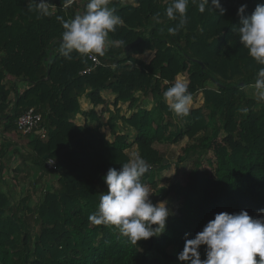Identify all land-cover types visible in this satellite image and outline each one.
<instances>
[{
    "label": "trees",
    "instance_id": "obj_1",
    "mask_svg": "<svg viewBox=\"0 0 264 264\" xmlns=\"http://www.w3.org/2000/svg\"><path fill=\"white\" fill-rule=\"evenodd\" d=\"M48 2L51 15L44 16L30 0H0L2 132L26 140L15 149L11 141H0V264H182L178 255L185 239L194 238L215 214L246 210L258 216L264 209V101L244 89L264 65L240 43L237 10L247 5L250 15L264 0H221L224 15L209 7L201 13L200 0H189L183 26L179 16H166L172 0H109L124 21L109 38L124 44L109 46L97 56L101 66L85 75L81 71L92 67L88 56L73 52L67 59L59 52L64 29L57 17L67 21L83 14L88 0L67 7L64 0ZM147 50L155 53L149 64L135 58ZM177 74L187 76L193 96H203L181 128L164 99ZM15 82L27 87L19 93ZM103 91L115 95L114 105L135 104L137 93L155 104L130 118H109L112 132L120 119L136 131L132 143L126 135L110 141L98 128L75 124L83 95L107 108ZM30 109L41 114L45 139L18 132V118ZM184 139L177 163L190 161L192 167L186 181L175 178L158 197L175 213L162 235L136 245L115 226L90 223L99 195L108 191L103 178L130 160L126 150L137 146L150 165L142 182L157 189L158 175L169 164L154 145ZM14 156L18 164L7 180ZM50 160L55 169L48 168ZM8 186L21 192L30 186L31 194L14 203L12 190L4 191ZM200 255L206 258L204 246Z\"/></svg>",
    "mask_w": 264,
    "mask_h": 264
},
{
    "label": "clouds",
    "instance_id": "obj_2",
    "mask_svg": "<svg viewBox=\"0 0 264 264\" xmlns=\"http://www.w3.org/2000/svg\"><path fill=\"white\" fill-rule=\"evenodd\" d=\"M71 0H64L67 7ZM36 5V10L44 16L51 15L48 0H30L29 5ZM189 0H172L165 12L169 19L180 17V26L186 23ZM203 13L206 7L224 15L221 0H200L197 5ZM247 5L237 10L240 23L237 27L240 43L248 54L260 65H264V4H258L254 11L246 14ZM64 29L59 52L67 59L76 52L82 56L105 55L109 46H121L122 40H111L109 34L124 23L109 0H88L86 11L65 21L57 17ZM177 29L169 28L170 33ZM115 67V66H113ZM255 89L258 100L264 101V67L256 73ZM165 102L178 116H187L193 103L189 85L183 79H177L164 92ZM246 111V109H245ZM150 165L138 154L123 164L120 170L110 168L103 178L107 185L106 194L99 195L98 211L89 216L94 225H112L120 233L137 245L138 241H148L162 235L167 221L175 213L167 201L153 203L152 195L142 177L149 171ZM258 216H251L246 210L238 213L220 212L209 220L202 231L194 238L185 239L183 251L178 255L182 264H264V209ZM187 237V234H186ZM206 248V258L202 259L200 248ZM257 257L259 259H257Z\"/></svg>",
    "mask_w": 264,
    "mask_h": 264
},
{
    "label": "rangeland",
    "instance_id": "obj_3",
    "mask_svg": "<svg viewBox=\"0 0 264 264\" xmlns=\"http://www.w3.org/2000/svg\"><path fill=\"white\" fill-rule=\"evenodd\" d=\"M77 2H78V0H77ZM78 3L80 5V0ZM154 56H155L154 52L147 50L142 55H140L138 58H136L135 56L134 57L136 59L141 60L145 64H149L151 62V60L154 58ZM177 79H183L186 82H188L187 76H185V75L177 74L175 77V81ZM211 87H213V86H211ZM244 91L248 97L253 98V99H257L255 96V89L253 87L249 86V87L245 88ZM105 93H106V95H104V96L108 99L106 101L109 104H111L110 109L112 111L110 112V115L112 117L118 115L120 117L130 118L132 115H134L137 112L138 108L151 110V109H153V107L155 105L151 99H147V98L143 97L140 93L135 94V97L138 99V101L131 106L129 103H122V102H119L117 105H114L115 95L113 96V94H112L111 96H109V93H107V92H105ZM202 104H203V96H202V94H197L196 96H193V103L191 104L190 109H198L202 106ZM117 107H119V108H117ZM259 107H260V105H258L256 107V109H259ZM104 117L108 119V117H110V116L106 113V115ZM188 119H189L188 115L183 116V117L178 116V115H174L173 122L177 125V127L181 128V127H184L185 125H187L189 123ZM105 132H106L105 133L106 137L110 141H113L115 139V137L118 135L119 136L126 135L128 142L132 143L135 139V136H136V131L134 129H132L128 124H126L121 119L118 120L117 128L115 129L114 132H112L109 127H108V129H106ZM187 143H188L187 139H184L182 142L175 144V145H170V144H155L154 145V148L157 149L165 157V161H164L165 164H169L168 169L160 172L158 175V187H157V189L149 187L150 191L152 193V195L150 196V199L152 200V202L154 204L160 202V201H158L159 195L166 191L168 185L172 182V180H174L176 178L177 180H179L182 183L184 181H186L187 174L190 171L192 166L190 164V161H188L187 163H180V164L177 163V158L180 155L181 147H183ZM24 153H26V151H24ZM126 153L129 156V158H131L133 156V154H138L137 146L133 145L130 149L126 150ZM12 159L13 158H11L10 161H12ZM15 160H16V157H15ZM8 161H9V159H8ZM15 163H17V160ZM11 164L13 165V162ZM9 169H11V168L8 167V173L4 174V177H6L7 180H10V177H11L9 174ZM8 188L12 190V193H13L12 196L13 197L10 196V198L12 197L11 201H14V203L16 201H18L20 198L24 197L26 194H28V193L31 194L30 186H28V190L26 192H21V189H15L13 186L6 187V189L4 191H8L9 193H11L10 192L11 190H8ZM33 201H35V199Z\"/></svg>",
    "mask_w": 264,
    "mask_h": 264
},
{
    "label": "crops",
    "instance_id": "obj_4",
    "mask_svg": "<svg viewBox=\"0 0 264 264\" xmlns=\"http://www.w3.org/2000/svg\"><path fill=\"white\" fill-rule=\"evenodd\" d=\"M139 56L140 55H136V58H138ZM14 84L16 85L17 92H19V93L27 87L26 84L20 83V82H15ZM100 95L102 96V98L104 100H108L104 96V95H106V93L104 91L101 92ZM111 95L112 94H109V96H111ZM12 99H13V93H11V100ZM78 101H79L80 111L75 116V124L77 126L87 125L91 129L98 128L100 132L106 133L105 131L109 127L108 126V120L110 117H112L110 115V112L112 111L110 109L111 104H108L107 108L104 110L103 105L94 106L92 104V102L90 101V99L86 95H83L82 97H80ZM117 108H119V107H117ZM89 112H93L94 115L96 116V118H93L91 115H89L88 114ZM106 113L110 116V117H108V119L104 117L106 115ZM4 125H5V121L1 120L0 121V141H3V140L6 142L11 141L13 143V146L11 147V149H15L16 144H18V145L25 144V141H26L25 138H22V137L18 138L15 133H11V134L3 133L2 130L4 128ZM15 157L16 156H14L12 161L9 162L10 164L8 167L11 169H12V167H14L18 164L17 157H16L17 163H15L16 162ZM12 162H13V165L11 164Z\"/></svg>",
    "mask_w": 264,
    "mask_h": 264
},
{
    "label": "built area",
    "instance_id": "obj_5",
    "mask_svg": "<svg viewBox=\"0 0 264 264\" xmlns=\"http://www.w3.org/2000/svg\"><path fill=\"white\" fill-rule=\"evenodd\" d=\"M75 1L77 0H71L70 4ZM88 59L91 61L92 67L82 70L81 75L89 74L94 68L101 66V61L97 56L95 58H93L92 56H88ZM16 125L18 128V132L23 136L34 134L40 139H45L47 137L46 130L42 125V116L41 114L35 113L33 109H30L26 113L22 114L18 118ZM47 166L50 169H55L54 161H48Z\"/></svg>",
    "mask_w": 264,
    "mask_h": 264
},
{
    "label": "water",
    "instance_id": "obj_6",
    "mask_svg": "<svg viewBox=\"0 0 264 264\" xmlns=\"http://www.w3.org/2000/svg\"><path fill=\"white\" fill-rule=\"evenodd\" d=\"M165 163V162H164Z\"/></svg>",
    "mask_w": 264,
    "mask_h": 264
}]
</instances>
